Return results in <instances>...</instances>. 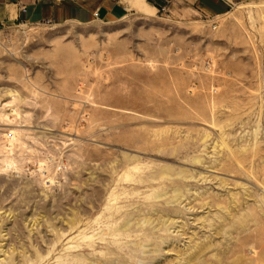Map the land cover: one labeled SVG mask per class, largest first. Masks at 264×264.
Returning <instances> with one entry per match:
<instances>
[{"label": "rangeland", "instance_id": "obj_1", "mask_svg": "<svg viewBox=\"0 0 264 264\" xmlns=\"http://www.w3.org/2000/svg\"><path fill=\"white\" fill-rule=\"evenodd\" d=\"M160 3L0 28V264H264V0Z\"/></svg>", "mask_w": 264, "mask_h": 264}, {"label": "crops", "instance_id": "obj_2", "mask_svg": "<svg viewBox=\"0 0 264 264\" xmlns=\"http://www.w3.org/2000/svg\"><path fill=\"white\" fill-rule=\"evenodd\" d=\"M168 6L170 15L178 20L197 17H221L229 10L222 0H160ZM234 4L256 0H229ZM26 8V12L22 11ZM148 11L149 13L145 12ZM106 23L121 22L130 15L149 17L159 9L146 0H0V28L19 22L61 25L68 22L90 24L95 20Z\"/></svg>", "mask_w": 264, "mask_h": 264}, {"label": "built area", "instance_id": "obj_3", "mask_svg": "<svg viewBox=\"0 0 264 264\" xmlns=\"http://www.w3.org/2000/svg\"><path fill=\"white\" fill-rule=\"evenodd\" d=\"M222 1L228 2V4H231V3H232V2L229 1V0H222ZM22 11H23V12H26V8H22ZM162 12H163V13H168V9L165 7V8L162 9ZM96 17H99V14H98V13L96 14Z\"/></svg>", "mask_w": 264, "mask_h": 264}, {"label": "trees", "instance_id": "obj_4", "mask_svg": "<svg viewBox=\"0 0 264 264\" xmlns=\"http://www.w3.org/2000/svg\"><path fill=\"white\" fill-rule=\"evenodd\" d=\"M160 2H161L160 0H158V2H156V6H157V7L160 6V4H161Z\"/></svg>", "mask_w": 264, "mask_h": 264}, {"label": "bare ground", "instance_id": "obj_5", "mask_svg": "<svg viewBox=\"0 0 264 264\" xmlns=\"http://www.w3.org/2000/svg\"><path fill=\"white\" fill-rule=\"evenodd\" d=\"M13 135H15V134H13ZM127 226H129V223H128V225ZM2 247V246H1ZM6 253V252H5ZM2 255V254H1ZM4 257V256H3Z\"/></svg>", "mask_w": 264, "mask_h": 264}]
</instances>
